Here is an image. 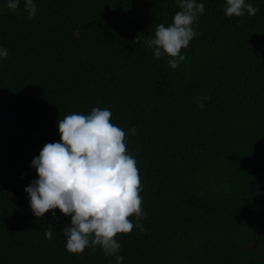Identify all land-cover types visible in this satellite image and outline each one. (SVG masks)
I'll list each match as a JSON object with an SVG mask.
<instances>
[{"label": "trees", "instance_id": "trees-1", "mask_svg": "<svg viewBox=\"0 0 264 264\" xmlns=\"http://www.w3.org/2000/svg\"><path fill=\"white\" fill-rule=\"evenodd\" d=\"M200 2L172 69L144 41L176 0H34L35 16L0 0V264H115L99 246L67 252L70 217L36 218L24 191L57 121L93 107L136 129L145 231L117 235L123 264H264V0L231 18L225 0Z\"/></svg>", "mask_w": 264, "mask_h": 264}, {"label": "clouds", "instance_id": "clouds-1", "mask_svg": "<svg viewBox=\"0 0 264 264\" xmlns=\"http://www.w3.org/2000/svg\"><path fill=\"white\" fill-rule=\"evenodd\" d=\"M20 0H7L10 9H16ZM224 14L242 17L245 12L255 15L259 9L247 0H225ZM179 7L172 23L156 26L154 36L144 41L155 59L167 57L172 69H177L186 57L187 49L197 35L199 17L204 14L200 0H176ZM24 7L35 16L34 0H24ZM141 43L140 36L133 43ZM8 51L0 46V59ZM210 97L197 99L204 107ZM111 111L93 107L87 114L72 113L57 121L59 142L46 143L31 161L37 178L24 191L29 206L38 219L55 209L70 217V225L63 229L65 250L82 254L86 248L97 246L106 256H115V264H123L118 255L121 244L118 234H129L135 227L145 231L141 221L146 217L142 209L143 190L136 158L126 149V135H134L135 127L126 133L111 122ZM23 178V176H22ZM52 227L44 228L46 239L52 238ZM111 264V262H110Z\"/></svg>", "mask_w": 264, "mask_h": 264}]
</instances>
